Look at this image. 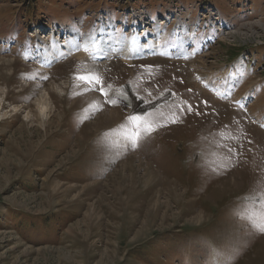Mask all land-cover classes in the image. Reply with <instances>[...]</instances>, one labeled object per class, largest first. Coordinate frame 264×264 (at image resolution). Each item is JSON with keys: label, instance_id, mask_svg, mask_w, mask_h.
<instances>
[{"label": "rangeland", "instance_id": "obj_1", "mask_svg": "<svg viewBox=\"0 0 264 264\" xmlns=\"http://www.w3.org/2000/svg\"><path fill=\"white\" fill-rule=\"evenodd\" d=\"M157 19L156 53L87 46ZM71 28L102 71L69 54L45 69ZM147 113L134 144L127 118ZM262 216L264 0H0V264H264Z\"/></svg>", "mask_w": 264, "mask_h": 264}, {"label": "bare ground", "instance_id": "obj_2", "mask_svg": "<svg viewBox=\"0 0 264 264\" xmlns=\"http://www.w3.org/2000/svg\"><path fill=\"white\" fill-rule=\"evenodd\" d=\"M177 22H178L179 25L178 24L176 25V27L174 28L173 32L176 31L177 29L181 33L182 32H185L186 33V32H190L191 31V29H192L191 28L192 27L191 24L189 26L188 24H186V22L184 23L182 20H181V23H179V21H177ZM161 24H162V22L157 19L155 21V27L154 28L152 27V28L148 29L149 31H147V29H146L147 23L145 22V28H144L145 31L144 32L145 33L148 32V35L146 34V37H145L146 40L141 39V35L139 34L138 31L137 32L136 31H133L132 36L129 37V38L125 37L124 34L120 35L119 39L117 37L116 39H118L119 42L117 43V45H115L114 43L109 42V40H106V38L104 36L106 35L107 32L105 30H103L102 26H98L97 29H96L95 34H91V35L87 36V39H85V40H87L86 41L87 42V46H92L93 45V48L94 49H95L94 46H96V49H95V51H96L95 54L96 55L94 54L95 56H98V57L99 56L100 57H109L112 53H117V54H120L121 58L124 61H126V60L129 61V60H131V57L134 55L133 52H136L137 49H138V47L142 51L140 54H142L144 56L146 54H148V52H149V54L156 53L157 48H158V45H159L158 43L160 42L161 38L165 35V30H162L160 28L161 27ZM149 26H152V24L149 25ZM166 27H167V25H166ZM70 30H72L71 36H70V34H68L67 40H65V42L63 44H59L58 43L59 41H55L53 46L45 47L44 50L42 51L43 52L42 53V60H43V64H44L45 69H46V66H49L50 64L54 63V61L57 60V59H59L61 56H64V55L69 54V55H71V57H72L73 60L79 61L81 64H83L85 66V68H87L89 70L97 69L99 71H102L103 68L105 66H107L106 65L107 62L104 63V62H98L97 61V62H91V64L90 63L89 64H86V61L87 60L88 61L91 60V58L88 57L87 56L88 54L86 55V52L84 53L83 50H81L80 45L77 44L76 36H75L77 34H76L75 29L74 28H71ZM236 30L238 31L239 29H236ZM237 31H235V30L234 31H227V30L225 31L224 30L223 31V33H224L223 34V37H226V36L229 37L232 33L237 32ZM117 35H119V34H117ZM166 35H168V34H166ZM111 38H109V39H111ZM187 38H188V36L183 37L184 40H186ZM81 44H83V43H81ZM83 45H82V47L85 46V45L84 46ZM146 45H148V46H146ZM149 46H151L153 49L147 48ZM76 50H77V52H75ZM89 55H90V53H89ZM112 55H114V54H112ZM69 61H70V59H69ZM162 62L163 63L174 64V65L175 64H180L181 65V64L185 63V62H178V61H175L174 62V61H167V60L166 61L165 60H162ZM130 63H132V62H130ZM196 63L197 64L198 63L199 64H202L203 63V60L202 61H197ZM189 74H191V73H189ZM195 87L197 89H199L202 93L204 92L206 94L205 91H203L202 89L199 88V85L198 86L196 85ZM94 97L97 98L96 95ZM211 101H212L211 103H213V104H218V105H221V106L223 105V103H221V102L213 99L212 97H211ZM36 104H37V108H38L39 113L42 116H45L47 110L49 109V103H48V101L46 99V96L43 95V94H41L38 97V99L36 100ZM15 110H16V107L14 106L13 107V111H15ZM229 113L232 114V115H234V114H239V111L238 110L231 109V110H229ZM118 115H115L114 116V115L110 114L109 117H110V119L111 118L113 119V118L117 117Z\"/></svg>", "mask_w": 264, "mask_h": 264}, {"label": "snow or ice", "instance_id": "obj_3", "mask_svg": "<svg viewBox=\"0 0 264 264\" xmlns=\"http://www.w3.org/2000/svg\"><path fill=\"white\" fill-rule=\"evenodd\" d=\"M44 79H47V77H44ZM78 79L85 82L87 85H90V86L100 85L102 83L100 78L94 74L79 76ZM85 90H88V89H85ZM99 90L103 95L105 96L108 95L107 91L103 87H100ZM109 102L112 104H115L117 101L109 100ZM89 107L96 109L98 106L96 104H92ZM153 115L154 114L152 113H147L144 116L130 115L127 118L129 123L132 125L134 129L131 132V137H130L134 144L138 142L142 133H151L152 131L155 130L156 122L153 119ZM254 223L256 224V226L258 227L260 231L264 232V216L261 217L259 223H256V221H254Z\"/></svg>", "mask_w": 264, "mask_h": 264}]
</instances>
